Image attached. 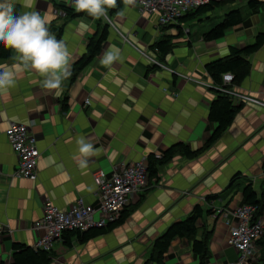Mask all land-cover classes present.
Wrapping results in <instances>:
<instances>
[{
	"label": "crops",
	"instance_id": "1",
	"mask_svg": "<svg viewBox=\"0 0 264 264\" xmlns=\"http://www.w3.org/2000/svg\"><path fill=\"white\" fill-rule=\"evenodd\" d=\"M247 1L237 0L212 11L240 8L244 21L209 42L202 35L219 19L207 17V30L192 33L188 25L193 20L184 17L178 24L159 26L156 14L142 15L130 1L117 12L121 15H110L109 9L107 19H94L76 12L74 0H17L18 13L47 14L50 31L65 41L72 54L71 66L86 53L91 37L104 27L106 34L98 55L71 83L69 78L64 80L59 90L44 89L43 77L21 68L14 69L16 86L0 91V263H11L14 245L32 248L41 235L32 226L41 218L47 200L60 210L78 199L94 205L92 176L96 171L110 174L121 162L158 156L177 143L191 150L202 147L217 127L208 120L210 104L218 93L206 64L228 56L230 48L252 44L256 35L264 33V9L250 12L245 8ZM54 4L72 9L77 16L69 17ZM167 35L173 37L174 47L160 61L151 47ZM109 49L119 59L104 66L101 56ZM141 53L159 63L155 70L148 72L155 65ZM14 55L0 59V66L15 64ZM247 60L250 72L236 88L261 105L242 104L228 129L198 157L177 155L161 167L158 181L130 198L127 218L120 226L86 243L73 242L70 249L63 247L61 239L54 241L49 264H144L153 241L172 223L187 218L196 205L213 211L197 223L198 240L210 232L206 264L236 260V252L227 244L226 223L234 224L232 213L241 204L243 187L251 183L264 196V44ZM10 123L28 126L36 138L35 182L13 177L17 157L4 134ZM81 137L98 150L86 158V167L80 166L85 159L77 143ZM236 174L239 178L231 183ZM212 195L220 197L206 202ZM259 218L264 222V212ZM260 253L264 257V245L256 246L255 256ZM164 262L199 264L186 239L172 241Z\"/></svg>",
	"mask_w": 264,
	"mask_h": 264
},
{
	"label": "trees",
	"instance_id": "2",
	"mask_svg": "<svg viewBox=\"0 0 264 264\" xmlns=\"http://www.w3.org/2000/svg\"><path fill=\"white\" fill-rule=\"evenodd\" d=\"M237 0H220L212 1L207 5L201 6L194 11H191L183 20L194 21L201 16L207 15L214 10L220 9L226 5L234 4ZM125 0H118V7L110 9L109 14L117 13L122 9ZM55 5V4H54ZM55 7L61 9L69 17H76L72 9L55 5ZM245 8L248 11H256L260 8L264 9V3L257 0H248L245 4ZM16 12L18 8L16 6ZM110 14V15H111ZM182 20V21H183ZM244 21V14L240 8L231 9L224 13L221 20L210 28L206 33L202 35L205 41H215L222 38L228 29H231L237 25L242 24ZM106 30V28L104 27ZM62 29H59L58 35H60ZM102 30L99 35L91 37L87 42L86 53L80 57L71 66V76L69 77L70 83L76 78L77 74L81 72L93 59L98 55L101 48V43L104 42L106 31ZM173 37L163 36L159 41L155 42L151 47L152 50H157L158 58L160 61L172 51L174 44L172 43ZM264 44V33L256 35L252 44L245 46L240 49L230 48L229 54L226 57L213 60L206 64L205 71L208 77L212 81L214 87L222 85L221 76L223 74H231L233 76L232 84L236 87L239 86L242 81L248 76L250 72V64L247 57L256 53L261 46ZM12 57V51L5 49L0 45V59L9 60ZM157 67L151 66L148 68V72L155 70ZM213 90H215L213 88ZM215 100H213L209 107L208 120L216 123V129L211 133L209 138L204 142L202 147L198 150H191L185 143H177L167 148L160 155H149L146 161V170L148 176V185L151 182L158 181V170L170 163L175 156H181L185 159H194L198 157L202 152L209 149L228 129L231 125L235 115L242 107V104H235L229 97L219 93ZM264 168V164H263ZM240 174L234 175L231 180L233 183L239 178ZM242 200L240 205L255 206L257 208L254 215V220H257L263 215L264 212V196L263 194L258 195L253 185L250 183L242 188L241 190ZM220 195L207 196L205 201L211 202L219 199ZM212 210H204L201 205H196L192 213L185 219L172 223L160 236H158L152 243L150 252L145 260L144 264H165L164 258L168 249L175 239H186L191 243V250L194 255L197 256L199 264H206L207 258L210 256L208 250V241L210 239V232H204L200 240L197 239L198 234V221L208 214H212ZM127 218V212L125 209L121 213L120 217L106 225L104 228H92L85 232L77 230L66 231L62 234L61 241L65 249H70L73 242L83 244L89 240L98 236L105 235L112 231L114 228L120 226ZM257 245H264V234L262 238L257 241ZM54 255L53 250L42 251L34 250L33 248L14 245L13 255L10 264H49L52 256ZM259 254L260 259L250 262L249 264H264V257ZM2 264V263H0Z\"/></svg>",
	"mask_w": 264,
	"mask_h": 264
},
{
	"label": "built area",
	"instance_id": "3",
	"mask_svg": "<svg viewBox=\"0 0 264 264\" xmlns=\"http://www.w3.org/2000/svg\"><path fill=\"white\" fill-rule=\"evenodd\" d=\"M137 6L140 14H156L159 26L178 24L191 11L207 5L211 0H128ZM154 65L159 63L151 56L141 53ZM186 79L185 76L179 75ZM222 85L212 87L219 93L229 97L235 104L261 105L249 95L239 91L233 84L231 74L221 76ZM211 87V86H209ZM86 104H89L86 101ZM11 151L17 157V168L13 177L37 180L39 152L36 138L28 126L10 123L4 132ZM92 180L95 186L96 202L86 205L82 199L76 200L68 209L60 210L47 200L42 209V216L35 221L32 230L41 232L33 244L34 250L50 251L53 243L61 239L66 231L85 232L92 228H104L116 221L129 203L133 195L141 192L148 185L146 161L136 163L121 162L113 168L110 174L96 171ZM257 208L240 205L232 213L233 223L229 227L227 244L236 252L237 258L230 264H249L255 260L256 243L264 234V222L259 218L254 220ZM218 215L227 216L217 210Z\"/></svg>",
	"mask_w": 264,
	"mask_h": 264
},
{
	"label": "clouds",
	"instance_id": "4",
	"mask_svg": "<svg viewBox=\"0 0 264 264\" xmlns=\"http://www.w3.org/2000/svg\"><path fill=\"white\" fill-rule=\"evenodd\" d=\"M128 0H125L127 3ZM17 0H0V45L11 50L16 61L11 67L0 66V91L16 86L17 73L14 69L34 71L43 77L42 87L49 91L59 90L71 72L72 54L65 41L57 39L50 31L47 14L39 11H25L17 14ZM118 7V0H74V9L94 19H107L108 10ZM122 13H117L121 15ZM119 59L111 49L103 52L101 64L111 66ZM79 153L85 159L80 166H87V157L97 154L91 143L80 138L77 141Z\"/></svg>",
	"mask_w": 264,
	"mask_h": 264
},
{
	"label": "rangeland",
	"instance_id": "5",
	"mask_svg": "<svg viewBox=\"0 0 264 264\" xmlns=\"http://www.w3.org/2000/svg\"><path fill=\"white\" fill-rule=\"evenodd\" d=\"M228 11H229L228 8H224L222 11L211 12L208 15L201 16L198 19H204V21L198 22V20H195V21L189 23L188 29H190L192 33L205 31V30H207L208 25H209V23L207 22V21H209V20H207V17H211L212 18L211 21L216 20V19L221 20V16H223L224 12H228ZM178 75H182V74H178ZM261 256H263V255H261ZM255 257H256V259L255 260L252 259L250 262L256 261L258 258L260 259L259 256H255Z\"/></svg>",
	"mask_w": 264,
	"mask_h": 264
},
{
	"label": "bare ground",
	"instance_id": "6",
	"mask_svg": "<svg viewBox=\"0 0 264 264\" xmlns=\"http://www.w3.org/2000/svg\"><path fill=\"white\" fill-rule=\"evenodd\" d=\"M108 225H110V224H108Z\"/></svg>",
	"mask_w": 264,
	"mask_h": 264
}]
</instances>
